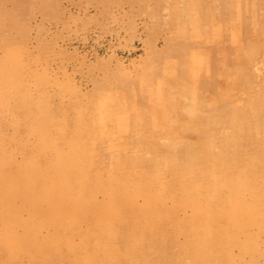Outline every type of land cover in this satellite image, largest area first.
<instances>
[{
	"label": "rangeland",
	"instance_id": "obj_1",
	"mask_svg": "<svg viewBox=\"0 0 264 264\" xmlns=\"http://www.w3.org/2000/svg\"><path fill=\"white\" fill-rule=\"evenodd\" d=\"M0 264H264V0H0Z\"/></svg>",
	"mask_w": 264,
	"mask_h": 264
},
{
	"label": "bare ground",
	"instance_id": "obj_2",
	"mask_svg": "<svg viewBox=\"0 0 264 264\" xmlns=\"http://www.w3.org/2000/svg\"><path fill=\"white\" fill-rule=\"evenodd\" d=\"M8 66H9V65H8ZM10 69H11V68H10ZM6 71H7V70H6ZM236 104H237V103H236ZM236 104H235V105H236ZM190 113H191V112H190ZM34 118H35V117H34ZM67 147H68V146H67ZM65 174H66V173H65ZM63 175H64V174H63ZM25 184H26V183H25ZM1 223H2V222H1ZM3 224H4V223H3Z\"/></svg>",
	"mask_w": 264,
	"mask_h": 264
}]
</instances>
